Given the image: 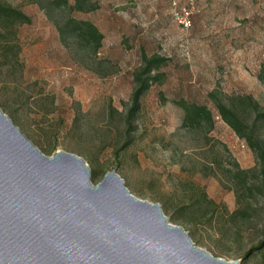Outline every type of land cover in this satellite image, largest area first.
I'll list each match as a JSON object with an SVG mask.
<instances>
[{"label": "rangeland", "instance_id": "obj_1", "mask_svg": "<svg viewBox=\"0 0 264 264\" xmlns=\"http://www.w3.org/2000/svg\"><path fill=\"white\" fill-rule=\"evenodd\" d=\"M0 1L31 19L16 28L17 60L0 58V111L38 151L81 158L93 186L114 171L133 197L158 204L212 257L264 264V195L246 197L228 173L234 164L253 169L255 157L208 98L250 96L264 110V0H88L94 11L50 13L95 25L103 35L96 55L62 43L30 0ZM143 55L167 60L158 72L164 79L139 97L128 128ZM180 100L207 107L212 129L183 128ZM242 209L248 217L231 221ZM260 243L262 251H251Z\"/></svg>", "mask_w": 264, "mask_h": 264}, {"label": "water", "instance_id": "obj_2", "mask_svg": "<svg viewBox=\"0 0 264 264\" xmlns=\"http://www.w3.org/2000/svg\"><path fill=\"white\" fill-rule=\"evenodd\" d=\"M197 248L114 172L38 151L0 111V264H239Z\"/></svg>", "mask_w": 264, "mask_h": 264}, {"label": "trees", "instance_id": "obj_3", "mask_svg": "<svg viewBox=\"0 0 264 264\" xmlns=\"http://www.w3.org/2000/svg\"><path fill=\"white\" fill-rule=\"evenodd\" d=\"M30 1L38 5L41 10L45 11L47 18L53 21L62 43H65L66 40L69 39L93 55H96L101 49L103 35L97 27L89 21L77 20L70 16L55 20V16H50L51 12L65 10L69 14L73 12L87 13L94 11L97 8L96 5L91 4L88 0H74L72 5H69L66 0H46L45 4L40 0ZM30 24L31 19L24 12L0 1L1 59H7L9 54H11L13 60H17L20 49L16 37V28L21 25ZM166 64L167 60L159 56H142L141 68L133 75L135 89L131 96V107L127 110L125 115L128 128L136 116L139 97L145 95L152 86L162 84L164 74L158 72L161 68L165 67ZM258 79L264 83V61L261 65ZM208 98L212 102L221 121L246 144L256 160V166L249 170H241L234 164V171H228L233 177L232 180L234 184L237 185L241 191H246V197H253L255 193L264 195V110H259L258 103L250 96L226 97L217 91H213L208 94ZM174 104L183 111V128H201V126L205 125L208 127V131L212 129L213 115L207 107L187 103L183 100L174 102ZM112 111L114 110L111 109V112ZM243 113L250 114V122H245L243 120ZM128 142L129 140H126L123 147H125ZM93 174L96 175V172H93ZM235 192L236 200L240 202L237 190ZM245 196L243 195L242 198ZM208 205H212V203L208 202ZM248 215L249 213L246 209L236 210L230 214V220L234 221L236 218L245 220ZM251 251H262L261 243Z\"/></svg>", "mask_w": 264, "mask_h": 264}]
</instances>
